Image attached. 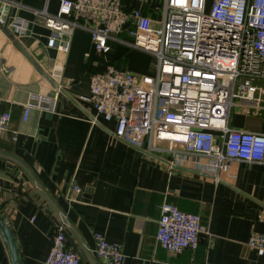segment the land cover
I'll return each mask as SVG.
<instances>
[{
	"label": "crops",
	"instance_id": "crops-1",
	"mask_svg": "<svg viewBox=\"0 0 264 264\" xmlns=\"http://www.w3.org/2000/svg\"><path fill=\"white\" fill-rule=\"evenodd\" d=\"M0 24V111L9 113L0 134V218L12 234L19 264H41L50 246L52 219L64 217L66 246L81 264H100L93 233L117 243L122 264H264V251L246 245L264 233V165L232 161L215 181L192 164L170 167L158 154H143L116 139L113 121H91L92 108L77 100L88 92L90 75L106 64L153 75L151 54L112 42L104 59L94 52L89 33L75 28L66 53L46 45L49 31L35 11L54 14L59 0H6ZM160 18L162 0H122ZM11 18L27 24L22 35L7 29ZM59 87L53 113L31 108V94ZM227 126L264 130V114L234 106ZM72 187L80 195L72 192ZM166 202L196 213L208 235L193 250L174 255L154 239L158 205ZM0 264H11L0 234Z\"/></svg>",
	"mask_w": 264,
	"mask_h": 264
},
{
	"label": "built area",
	"instance_id": "built-area-1",
	"mask_svg": "<svg viewBox=\"0 0 264 264\" xmlns=\"http://www.w3.org/2000/svg\"><path fill=\"white\" fill-rule=\"evenodd\" d=\"M122 0H59L54 14L35 11L49 31L46 45L66 53L75 28L86 30L95 54L104 59L112 42L151 54L153 75L135 74L106 64L89 77L88 92L77 96L93 110L91 121H113L112 136L143 154H158L170 167L192 164L215 181L232 161L264 165V130L232 129L229 110L259 109L264 89V0H162L160 18ZM130 2L138 0H127ZM143 1V0H142ZM0 0V24L9 6ZM7 29L22 35L27 24L11 18ZM31 94L22 107L53 113L59 87ZM9 113L0 111V134ZM72 192L80 195L76 187ZM64 217L52 219L49 249L41 264H81L66 246ZM200 234L208 235L196 213L161 202L154 239L178 254L193 250ZM93 253L100 264H122L117 243L93 233ZM246 245L264 251V233L254 232Z\"/></svg>",
	"mask_w": 264,
	"mask_h": 264
},
{
	"label": "water",
	"instance_id": "water-1",
	"mask_svg": "<svg viewBox=\"0 0 264 264\" xmlns=\"http://www.w3.org/2000/svg\"><path fill=\"white\" fill-rule=\"evenodd\" d=\"M0 234L1 237L6 244L9 259L11 261V264H19L17 253H16V246L12 237V234L10 233L7 223L5 220L0 218Z\"/></svg>",
	"mask_w": 264,
	"mask_h": 264
},
{
	"label": "rangeland",
	"instance_id": "rangeland-1",
	"mask_svg": "<svg viewBox=\"0 0 264 264\" xmlns=\"http://www.w3.org/2000/svg\"><path fill=\"white\" fill-rule=\"evenodd\" d=\"M257 85H260L264 89V81H256ZM259 109L251 110V113L256 116H262L264 114V95H262V101L259 103Z\"/></svg>",
	"mask_w": 264,
	"mask_h": 264
}]
</instances>
